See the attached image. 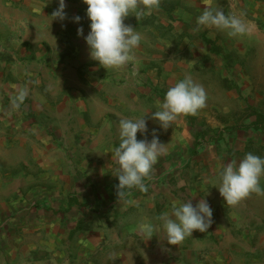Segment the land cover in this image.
Returning a JSON list of instances; mask_svg holds the SVG:
<instances>
[{"label":"crops","instance_id":"obj_1","mask_svg":"<svg viewBox=\"0 0 264 264\" xmlns=\"http://www.w3.org/2000/svg\"><path fill=\"white\" fill-rule=\"evenodd\" d=\"M0 0V264H264L261 193L226 205L224 165L264 157V0H160L151 15L130 13L142 35L135 60L104 69L90 58L83 0ZM206 6L248 22L229 37L196 28ZM79 16V23L74 17ZM190 76L207 100L163 129L152 119L170 86ZM25 88L19 107L12 99ZM146 115V116H145ZM145 116L168 151L143 183L117 195L119 121ZM206 199L212 223L169 245L137 225L173 202ZM126 200L134 201L127 205Z\"/></svg>","mask_w":264,"mask_h":264},{"label":"clouds","instance_id":"obj_2","mask_svg":"<svg viewBox=\"0 0 264 264\" xmlns=\"http://www.w3.org/2000/svg\"><path fill=\"white\" fill-rule=\"evenodd\" d=\"M87 5V17L90 21V31L84 36L83 29L77 34L83 36L89 48L90 58L104 69H121L135 60L134 52L141 45L142 35L126 25L124 19L130 13H136V18L145 14L151 15L157 9L160 0H83ZM59 7L51 17L63 21L65 0H58ZM79 23L80 17H74ZM196 28L216 29L225 32L229 37H239L249 32L248 22L236 15H225L217 6H206L196 17ZM28 94L22 88L12 99L13 107H19ZM204 87L190 76L178 80L170 86L163 101H157L158 110L152 113V119L159 122L163 129L181 115H195L206 105ZM146 116V115H145ZM145 116L142 118L121 119L119 121V144L111 151L113 162L118 167L114 175L118 180L117 195L125 197L126 189L137 188L146 191L143 181L151 174L158 159L168 151V144H163L155 135L147 139H137V133L142 135L147 131ZM264 176V157L251 152L239 160L224 165L219 173L220 184L217 188L226 205H236L251 193H261L260 178ZM127 205L134 201L126 200ZM213 211L206 199H201L195 206L187 202H173L171 209L160 214L159 225L144 218L137 225L138 231L152 237L159 230L169 245H178L185 238L192 237L194 231L205 233L212 223Z\"/></svg>","mask_w":264,"mask_h":264}]
</instances>
